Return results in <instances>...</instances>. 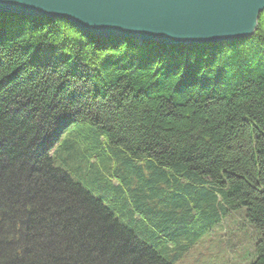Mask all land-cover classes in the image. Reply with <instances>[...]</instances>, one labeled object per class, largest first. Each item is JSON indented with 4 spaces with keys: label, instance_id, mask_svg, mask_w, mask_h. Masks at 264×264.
I'll return each instance as SVG.
<instances>
[{
    "label": "trees",
    "instance_id": "obj_1",
    "mask_svg": "<svg viewBox=\"0 0 264 264\" xmlns=\"http://www.w3.org/2000/svg\"><path fill=\"white\" fill-rule=\"evenodd\" d=\"M241 208L264 264V12L196 46L0 13V264H174L182 233Z\"/></svg>",
    "mask_w": 264,
    "mask_h": 264
},
{
    "label": "water",
    "instance_id": "obj_2",
    "mask_svg": "<svg viewBox=\"0 0 264 264\" xmlns=\"http://www.w3.org/2000/svg\"><path fill=\"white\" fill-rule=\"evenodd\" d=\"M264 0H0V13L59 19L96 39L196 46L253 36Z\"/></svg>",
    "mask_w": 264,
    "mask_h": 264
},
{
    "label": "rangeland",
    "instance_id": "obj_3",
    "mask_svg": "<svg viewBox=\"0 0 264 264\" xmlns=\"http://www.w3.org/2000/svg\"><path fill=\"white\" fill-rule=\"evenodd\" d=\"M62 148L58 150L60 152L58 160L63 156ZM67 170L75 179L82 175L83 185L96 197L104 199L106 205L117 204L116 191L106 193L99 177L86 171L78 173L76 171L79 170L74 166H68ZM196 201L202 203L200 194ZM114 208L118 218L124 223L130 222L123 208L119 205H114ZM246 215V209L241 208L222 217L217 224L205 226L200 230L194 227L188 228L190 232L185 231L182 234L196 235H185L180 239L177 251L173 250L175 253H171L175 257L174 264H251L256 259L255 250L259 232L248 221ZM157 249L162 252L160 248ZM167 258L170 259L168 256Z\"/></svg>",
    "mask_w": 264,
    "mask_h": 264
},
{
    "label": "bare ground",
    "instance_id": "obj_4",
    "mask_svg": "<svg viewBox=\"0 0 264 264\" xmlns=\"http://www.w3.org/2000/svg\"><path fill=\"white\" fill-rule=\"evenodd\" d=\"M80 30V29H79ZM44 138V137H43Z\"/></svg>",
    "mask_w": 264,
    "mask_h": 264
}]
</instances>
